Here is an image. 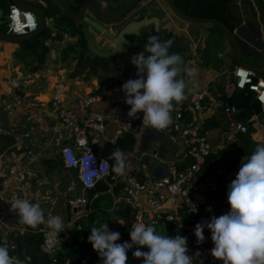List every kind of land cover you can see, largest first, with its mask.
Instances as JSON below:
<instances>
[{
  "label": "crops",
  "instance_id": "crops-1",
  "mask_svg": "<svg viewBox=\"0 0 264 264\" xmlns=\"http://www.w3.org/2000/svg\"><path fill=\"white\" fill-rule=\"evenodd\" d=\"M24 1L38 6L45 3L43 0ZM66 1L73 7L79 2ZM93 1L99 11L109 14L130 0H106V4L102 0ZM12 2L0 0L3 14L7 13ZM261 2L264 6V0ZM231 5L235 12L232 31L238 38L240 56L248 62L263 66L264 25L259 13L252 9L250 0H234ZM143 16L150 18L152 22L138 29L136 33L126 35L128 40L136 42V45L123 49L115 56L103 58L104 64H95V67L84 65V58L97 56L91 57L92 53L87 47L84 53L82 52L79 34L69 32L65 28L67 26L56 25L57 18L53 16L44 17L43 27L46 26L50 30L49 37L43 39L45 51L42 46L32 49L25 45L23 41L26 39H0V136L5 134L11 138V144L6 142L0 151V174L7 173L10 168L15 169L18 175L10 178L6 192L16 190L18 198L39 204L46 218H61L65 226L59 231L58 252L61 255L66 254L68 250L82 255L78 242L73 240H88L92 227L85 206H75L69 199L76 196L90 197L91 192L89 188H83L77 180L76 169L67 167L61 161L59 148L66 143L72 145L73 134L69 127L59 123L56 109L50 102L54 97H58L65 106L82 116L84 112L78 105V99L88 92L99 93L100 98L92 107L104 115L105 131L102 134L86 131L85 136L89 142L97 144L94 151L98 155L108 158L112 156L114 152H103V146L105 141L113 140L111 137L114 131L124 123L130 111V106L124 102L125 93L121 89L128 80L138 77V70L132 64L131 57L138 51L139 43L146 45L142 37L143 31H155L156 26L163 28L166 35L168 33L167 37L172 46L178 48V54L184 61L183 67L192 69L191 76L186 72L181 73L186 83L183 101L187 100L190 91L199 90L204 94L206 107L195 112L186 104L188 122L200 127L209 119L214 125L207 127L204 133L210 141L212 151L217 153L225 148L237 160L235 165H220L218 168L237 175L242 162L250 158L256 145L264 143V105H261L257 112L247 107L240 117H235L238 110L226 111L227 104L220 100L224 89L228 93L231 91L232 70L237 65L229 39L223 30L214 23L182 20L171 11L166 0H140L123 17L104 25L116 34L123 24ZM90 19L95 18L92 10L87 7L82 20L94 46L101 51L111 50L112 43L89 23ZM3 21L4 17H0V24ZM77 25L82 31L81 25ZM75 46H80L78 56L75 55ZM64 47L68 48L69 55L63 61L61 50ZM42 53L43 58L40 61ZM246 114H249L248 121L251 124L243 120ZM143 115V112L137 114L133 129V148L131 151L122 152L133 172H140L148 178L165 175L170 172L171 166L186 158L182 139L169 127L164 130L145 128L142 125ZM236 121L247 125L250 140L245 135L247 130L242 132L232 126ZM116 183L114 179L108 190ZM70 184L74 185V189H68ZM196 197H200V200L206 199L203 195L196 194ZM14 216L16 219L19 217L16 212ZM43 226L51 229L46 224H42ZM23 231L25 230L21 232ZM156 233L168 235L164 221L157 225ZM15 245L12 243L10 246ZM192 246V250L188 251V255L192 256V264H210L218 260L211 254L214 243H194ZM70 264H98V259L90 261L85 256L80 262L74 263L70 260ZM127 264H143V260L137 261L128 257Z\"/></svg>",
  "mask_w": 264,
  "mask_h": 264
},
{
  "label": "built area",
  "instance_id": "built-area-1",
  "mask_svg": "<svg viewBox=\"0 0 264 264\" xmlns=\"http://www.w3.org/2000/svg\"><path fill=\"white\" fill-rule=\"evenodd\" d=\"M7 15L8 18L0 24V30L3 29L6 33L22 35L37 28L36 15L30 9L21 8L12 2L8 6ZM230 86L231 90L234 87L244 88L247 86L255 99L264 105V77L259 76L253 69L236 65L232 70ZM99 98V93L88 92L78 99V105L84 112L82 116H78L72 108L65 106L58 97H54L50 102L56 109L59 123L69 127L73 134V144H62L59 148V155L67 167L76 169L77 180L83 188L93 187L98 179L106 177L110 171L108 157L98 155L85 136L86 131L99 134L105 131L104 115L92 107V104ZM186 101L175 105L172 112L173 122L169 129L179 134L183 143L184 157L191 161L181 169H177L176 165L171 166L169 173L153 178H139L130 167L124 176L114 172L113 178L125 184L124 192L118 195L117 199L125 201L133 209V224L143 222L146 226L153 227L156 232L157 225L163 221H169L177 228L185 227L187 235L181 236L187 238L188 251H191L194 243L202 245L213 243L211 235L206 232V227L203 242L198 241L194 230L198 223L209 221L212 218L216 204L206 198L204 202L206 211L201 212L202 200L200 197H196V194L208 196L209 192L218 185L228 188L236 175L217 168L205 179L202 177L201 181H198L204 157L212 151V146L206 134L201 132L199 127L188 122V111L185 105L188 104L190 110L196 112L203 110L206 103L203 92L199 90L190 91ZM225 110L234 112L237 109L234 105H226ZM136 121V118L127 116L111 138L115 140L123 132L135 129ZM232 126L242 132L247 130V125L243 122H233ZM14 175L16 176L18 173L13 168H10L5 174H0V234L11 232L14 229L27 230L26 225L20 222L19 217L15 218V212L12 210V203L18 198V192L16 190L6 192L10 178ZM68 189H74V185L70 184ZM69 202L75 206L91 205L90 198L87 196H76L70 198ZM209 207L212 209L211 212L208 211ZM40 231L43 235L40 248L48 254L50 264H57L59 262V231L47 229L44 226ZM166 236L175 237L176 235L168 234ZM125 241L131 243L130 236L117 241V243L123 244ZM10 256L14 263L24 264L15 254ZM59 264H70V260L66 258ZM211 264H223V261L217 260Z\"/></svg>",
  "mask_w": 264,
  "mask_h": 264
},
{
  "label": "clouds",
  "instance_id": "clouds-1",
  "mask_svg": "<svg viewBox=\"0 0 264 264\" xmlns=\"http://www.w3.org/2000/svg\"><path fill=\"white\" fill-rule=\"evenodd\" d=\"M170 40L161 41L159 36H150L144 53L131 57L137 68V79L122 85L125 103L130 106L128 116L138 118L143 112L145 128L164 130L172 124L175 105L185 99L186 83L182 72L192 75V69L183 67L184 61L178 53H169ZM146 75V78H145ZM115 163L112 171L124 176L128 164L124 153L116 149L112 154ZM230 211L219 217L212 216L210 222L202 221L195 227L194 234L199 242L205 240L204 229L211 232L214 248L211 254L223 264H264V143H258L246 162H242L236 178L229 184L227 192ZM12 210L19 215L22 224L36 228L46 224L53 230H63L61 218L45 217L39 204L17 198ZM212 211L211 207L208 209ZM120 233L110 231L108 223L91 228L88 242L99 254L102 264H127V253L133 246L136 258L143 264H192L188 255L187 238L159 235L143 222L133 224L130 231L131 243L120 240ZM147 247L149 251H141ZM198 255V254H197ZM0 264H14L7 245L0 246Z\"/></svg>",
  "mask_w": 264,
  "mask_h": 264
},
{
  "label": "trees",
  "instance_id": "trees-1",
  "mask_svg": "<svg viewBox=\"0 0 264 264\" xmlns=\"http://www.w3.org/2000/svg\"><path fill=\"white\" fill-rule=\"evenodd\" d=\"M44 10L46 16H55L60 12V8L52 1V0H43ZM176 7L183 13L196 16V17H204V18H216L224 23L230 30L234 29V19L235 12L232 8V2L234 0H173ZM56 25L67 26L65 27L69 32L75 34L78 33L80 38L79 40L82 42V52L84 53L87 45L83 36L82 31H80L79 27L75 22L68 19L66 23H62V21L55 19ZM216 27H218L216 25ZM69 28V29H68ZM50 30L44 26L40 32L29 39L23 41V43L32 49L36 47L42 46L43 50L45 47L43 46V39L49 37ZM159 36L161 41L164 39L161 38L160 34L157 31L145 32L143 31V39L147 44V40L150 36ZM167 36L169 37L168 33ZM59 37V36H58ZM45 51V50H44ZM178 48H174L171 46L169 48V53H178ZM68 48L64 47L61 50V59L64 61L68 58ZM82 53V57H83ZM43 58V53L41 54L40 61ZM84 58V57H83ZM83 60V59H82ZM84 65H90L95 67L94 65L104 64V59L101 57L95 58H84ZM39 65V64H38ZM240 101L245 104L247 107L253 108L256 112L260 110L261 104L255 99L253 94L251 93H242L240 97ZM214 124L210 122V120H206L200 127L199 130L201 132H205L207 127L213 126ZM7 144H11V138L8 135H3ZM135 143L134 130H128L123 132L119 137L112 141H105L103 146V152L113 153L116 149H120L121 151H131L133 145ZM92 148L96 150L97 144L90 142ZM110 162V171L109 174L100 178L95 182V185L89 188L90 194V203L93 208L89 205H85V208L88 210V219L91 227H99L101 224L108 223L109 229L111 231L120 233V240L127 238L130 236V231L133 226V215L134 211L125 201L121 199H117L118 195L122 194L125 189V184L122 181H117V183L108 190V187L112 181H114L112 171V166L115 163V159L112 156L109 158ZM62 161V159H61ZM191 160L189 158H185L183 161L176 164L177 169H181L186 166ZM237 162L236 158L231 154V152L227 149L218 150L215 158L208 162L206 165V170L203 175V179H205L210 173L214 172L220 165H235ZM135 174L139 178H143V174L140 172L134 171ZM228 188L223 185H218L216 188L212 189L209 192L208 196H205L210 201L215 202L216 207L213 210L212 216L219 217L220 215L226 214L230 211V205L228 203L227 198ZM199 198V197H198ZM206 200V199H205ZM204 198L201 201V212L206 211ZM211 220V219H210ZM209 220V222H210ZM167 234L172 235H187V230L185 227H176L175 224L166 221ZM27 230L21 231H11L0 234V246L7 245L10 247L12 243L19 244V250L22 255L28 258V261L24 264H50V258L47 253H45L40 248V243L43 240V235L40 229L42 228V224L33 228L31 226H27ZM206 232L211 235V232L208 228H206ZM73 241L78 242V248L83 255H77L73 253V251L68 250L66 254H59L58 259L59 264L66 258H70L74 263L80 262L83 257L90 261L94 259H98V264H102V260L98 253L93 249L92 245L86 239L75 238ZM136 247H133L128 251V257L133 258L137 261L143 260L142 258H136L133 256V252L136 250ZM141 251L147 252L149 249L147 247H141ZM14 253L9 248V255H13ZM216 261V260H214ZM213 261V262H214ZM212 262V263H213ZM211 264V263H210Z\"/></svg>",
  "mask_w": 264,
  "mask_h": 264
},
{
  "label": "water",
  "instance_id": "water-1",
  "mask_svg": "<svg viewBox=\"0 0 264 264\" xmlns=\"http://www.w3.org/2000/svg\"><path fill=\"white\" fill-rule=\"evenodd\" d=\"M13 3L17 4L21 8L25 9H30L33 11L36 15L37 18V28L36 30L27 33V34H22V35H16L12 34L11 32L6 33L3 29L0 31V39L4 38L6 40H24L31 38L32 36L38 34L40 30L42 29L44 25V17H45V10H44V5L38 6L34 4H29L24 0H12ZM59 8H60V13H58L55 17L57 19H60L63 22H67L68 19L71 21L80 24L81 25V30L85 36L86 43H87V48L88 50L92 53L91 57L98 56L102 58H108L115 56L117 53L121 52L123 49H129L132 46L136 45V42L134 41H129L126 35L136 33V31L143 26L147 25L149 22H152V20H149L150 18L143 16L140 19H132L125 24H123L118 32L115 34L111 32L105 25L104 23H110V22H115L116 20L120 19L123 17L129 10L134 8L140 0H130L117 10L109 13V14H104L101 11H99L96 3L93 0H82L79 1L78 3H75V7L70 5L67 1L65 0H52ZM104 1V4L107 3L106 0ZM167 5L171 9V11L181 18L182 20H185L187 22H195V23H214L218 25L223 32L227 35L232 51L235 56V60L237 65L248 67L253 69L259 76L264 77V65L259 66L255 63L248 62L244 60L240 56V48L238 44V38L236 37L235 33L230 30L224 23H222L220 20L216 18H204V17H196L192 16L186 13L181 12L176 5L174 4L173 0H166ZM251 7L254 9L256 12L259 13L260 18L263 22L264 25V6L261 2V0H250ZM113 5V4H112ZM90 8L92 10V13L94 15L95 19H90L88 20L89 23L94 26L99 32H101L102 36H104L108 41L112 43V48L109 51H101L98 48H96L92 42V39L90 38L89 34L87 33L86 26L82 20L83 14L85 12L86 8ZM4 13V9L2 6H0V17H4L6 20L8 18L7 13ZM156 23V21H154ZM155 31H157L161 38L164 39V41L168 40V37L164 31L163 28H158L156 26ZM139 49L137 52L134 53V55L139 54V53H144L145 57H147L148 54L145 52V44L144 43H139L138 44ZM75 49L77 50V53L75 55H79L80 51V46H75ZM242 93H251L252 91L248 89L247 86L244 88H238L234 87L229 93L224 89L223 93L220 96V100L226 103L227 105H234L236 109L238 110V113L235 115V117H240L241 113L247 110V106L243 104L240 101V97ZM249 114H246L245 117H243V120L248 121ZM248 124H251V122L248 121ZM247 138L250 140L249 137V128L245 134ZM6 141L4 140L3 137L0 136V151L5 147ZM250 147V146H249ZM252 147V146H251ZM216 156V153L214 151H211L207 155H205L200 172L198 174V181H201L205 170H206V165L208 162L212 161ZM10 250L22 260L23 263H26L28 261V258L25 257L24 255L21 254L19 250V244L16 243L14 247H9ZM16 264V263H14Z\"/></svg>",
  "mask_w": 264,
  "mask_h": 264
},
{
  "label": "flooded vegetation",
  "instance_id": "flooded-vegetation-1",
  "mask_svg": "<svg viewBox=\"0 0 264 264\" xmlns=\"http://www.w3.org/2000/svg\"><path fill=\"white\" fill-rule=\"evenodd\" d=\"M73 1H80V0H73Z\"/></svg>",
  "mask_w": 264,
  "mask_h": 264
}]
</instances>
